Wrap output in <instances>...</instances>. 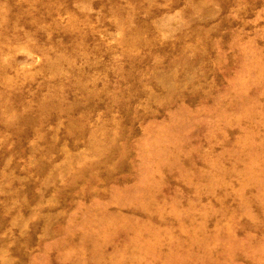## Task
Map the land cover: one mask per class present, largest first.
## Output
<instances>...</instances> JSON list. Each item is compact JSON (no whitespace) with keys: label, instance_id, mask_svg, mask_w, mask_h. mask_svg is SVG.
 Instances as JSON below:
<instances>
[{"label":"rangeland","instance_id":"obj_1","mask_svg":"<svg viewBox=\"0 0 264 264\" xmlns=\"http://www.w3.org/2000/svg\"><path fill=\"white\" fill-rule=\"evenodd\" d=\"M0 264H264V0H0Z\"/></svg>","mask_w":264,"mask_h":264}]
</instances>
